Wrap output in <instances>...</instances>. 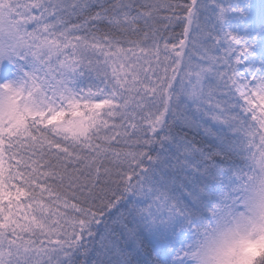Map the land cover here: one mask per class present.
<instances>
[{
    "label": "snow or ice",
    "instance_id": "1",
    "mask_svg": "<svg viewBox=\"0 0 264 264\" xmlns=\"http://www.w3.org/2000/svg\"><path fill=\"white\" fill-rule=\"evenodd\" d=\"M261 158L264 0H0V264H190Z\"/></svg>",
    "mask_w": 264,
    "mask_h": 264
},
{
    "label": "clouds",
    "instance_id": "2",
    "mask_svg": "<svg viewBox=\"0 0 264 264\" xmlns=\"http://www.w3.org/2000/svg\"><path fill=\"white\" fill-rule=\"evenodd\" d=\"M264 250V158L236 200L221 201L188 246L190 264H241L248 250Z\"/></svg>",
    "mask_w": 264,
    "mask_h": 264
},
{
    "label": "trees",
    "instance_id": "3",
    "mask_svg": "<svg viewBox=\"0 0 264 264\" xmlns=\"http://www.w3.org/2000/svg\"><path fill=\"white\" fill-rule=\"evenodd\" d=\"M174 2L175 3H184V2H187V0H174ZM171 32H172V38L175 41L178 42L179 39L183 38L182 37V26L181 25H177L174 28H172ZM165 35L167 36L168 33L165 32ZM169 42L171 43L172 40H169ZM188 135H189V138H194L197 143L201 142L200 134L196 133L195 131L189 132ZM121 211L122 212H126V209L125 208H121Z\"/></svg>",
    "mask_w": 264,
    "mask_h": 264
}]
</instances>
